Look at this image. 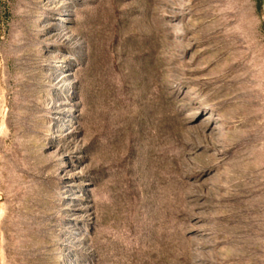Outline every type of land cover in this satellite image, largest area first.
I'll return each instance as SVG.
<instances>
[{"label":"rangeland","instance_id":"374dc122","mask_svg":"<svg viewBox=\"0 0 264 264\" xmlns=\"http://www.w3.org/2000/svg\"><path fill=\"white\" fill-rule=\"evenodd\" d=\"M0 264H264L259 0H0Z\"/></svg>","mask_w":264,"mask_h":264},{"label":"water","instance_id":"95a60500","mask_svg":"<svg viewBox=\"0 0 264 264\" xmlns=\"http://www.w3.org/2000/svg\"><path fill=\"white\" fill-rule=\"evenodd\" d=\"M259 1L261 4V9H262L263 15H264V0H259Z\"/></svg>","mask_w":264,"mask_h":264}]
</instances>
